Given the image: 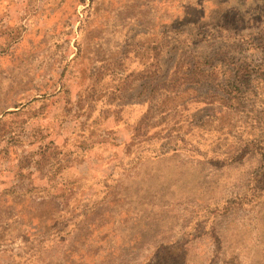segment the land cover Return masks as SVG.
Segmentation results:
<instances>
[{
    "label": "rangeland",
    "instance_id": "1",
    "mask_svg": "<svg viewBox=\"0 0 264 264\" xmlns=\"http://www.w3.org/2000/svg\"><path fill=\"white\" fill-rule=\"evenodd\" d=\"M0 264H264V0H0Z\"/></svg>",
    "mask_w": 264,
    "mask_h": 264
},
{
    "label": "trees",
    "instance_id": "2",
    "mask_svg": "<svg viewBox=\"0 0 264 264\" xmlns=\"http://www.w3.org/2000/svg\"><path fill=\"white\" fill-rule=\"evenodd\" d=\"M244 79H245V77H242V76L236 74V80H238L239 82L243 83Z\"/></svg>",
    "mask_w": 264,
    "mask_h": 264
}]
</instances>
